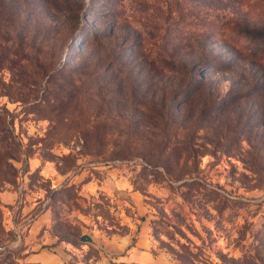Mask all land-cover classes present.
Wrapping results in <instances>:
<instances>
[{"label": "rangeland", "instance_id": "rangeland-1", "mask_svg": "<svg viewBox=\"0 0 264 264\" xmlns=\"http://www.w3.org/2000/svg\"><path fill=\"white\" fill-rule=\"evenodd\" d=\"M240 26L264 0H0V264H123L130 229L151 264H264V40ZM166 101L170 170L135 126ZM44 209L59 246L29 241Z\"/></svg>", "mask_w": 264, "mask_h": 264}, {"label": "trees", "instance_id": "trees-1", "mask_svg": "<svg viewBox=\"0 0 264 264\" xmlns=\"http://www.w3.org/2000/svg\"><path fill=\"white\" fill-rule=\"evenodd\" d=\"M235 31L237 33H244L247 32V36L250 38H253L255 40L261 39L264 40V30L257 31L255 29H250L247 27H237L235 28ZM257 54V51H256ZM255 57V56H253ZM256 58V57H255ZM216 59L214 57L207 58V62L201 63L202 66H207V68L210 69H216L219 65L215 61ZM223 66V65H221ZM95 111H99V107L97 106L95 108V103H93ZM134 112H138V105H133ZM144 109H146L147 114H149L151 120H148L146 125H143L140 123L139 120L135 122V126L139 127V124H141L143 129H140V131L145 130L144 136L141 137L142 144L146 146V152H145V158L149 163H153L154 165H166V168L168 169L170 160H174L177 158V155L179 153V146L180 142L176 141L177 134L173 131H170L169 133L167 131V134L161 138L159 135H155L152 130L155 128L161 126L164 129L168 130H175V128H183V125L180 124L175 120L176 118V105L171 101L166 102H157V103H148L147 105L143 106ZM100 112V111H99ZM133 122V124H134ZM132 124V123H131ZM140 138V137H138ZM187 153L190 152V148H186L183 150ZM170 170V169H168ZM123 264H126L125 262H122Z\"/></svg>", "mask_w": 264, "mask_h": 264}, {"label": "crops", "instance_id": "crops-1", "mask_svg": "<svg viewBox=\"0 0 264 264\" xmlns=\"http://www.w3.org/2000/svg\"><path fill=\"white\" fill-rule=\"evenodd\" d=\"M82 170L81 173L78 175L79 180H82L84 178L85 174ZM113 169H107L105 173V178L103 179V183H109L112 181L113 177ZM87 184V185H86ZM85 185L87 188L92 189L97 186V183L95 185L94 178L92 179H85ZM123 183L120 185L116 184L115 188L119 190V192H123ZM126 188V187H125ZM122 190V191H121ZM6 197L9 195H5ZM49 210L44 209L41 212L37 213L30 224L29 227V233L28 238L29 241L31 240L32 243L41 240L37 238L38 236H45V239H43V244H55L54 246H59L61 244L60 241H58V236H55V238H52L48 234V220H49ZM115 238L113 237L111 241V245H114V247L117 248L115 251L119 254V260L121 262H125L127 264H151L154 259L151 255V253L147 250L145 247V239L144 236H138L136 240H134V235L131 229L127 231L123 236L117 237L115 243H113ZM39 242V246L43 245Z\"/></svg>", "mask_w": 264, "mask_h": 264}, {"label": "water", "instance_id": "water-1", "mask_svg": "<svg viewBox=\"0 0 264 264\" xmlns=\"http://www.w3.org/2000/svg\"><path fill=\"white\" fill-rule=\"evenodd\" d=\"M80 239H81V241H83V242H89V243H93V244H98V243L95 241V239H94L91 235H89L88 233H84V234H82L81 237H80Z\"/></svg>", "mask_w": 264, "mask_h": 264}]
</instances>
